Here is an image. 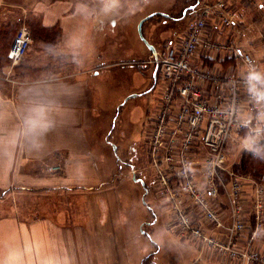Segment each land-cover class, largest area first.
<instances>
[{
	"label": "crops",
	"instance_id": "0c3cea01",
	"mask_svg": "<svg viewBox=\"0 0 264 264\" xmlns=\"http://www.w3.org/2000/svg\"><path fill=\"white\" fill-rule=\"evenodd\" d=\"M30 16L46 28L57 27L60 36L52 50L32 40L21 62L1 66L0 191L57 188L74 201L59 208L69 209L68 215L53 210L25 217L16 202L0 198V264H131V254L132 264H143L140 250L129 252L131 233L110 200V188L95 186L106 110L98 100L99 66L88 60L112 15L98 11L93 0H0V29L26 25ZM84 184L89 189H73ZM69 185L73 190L67 191Z\"/></svg>",
	"mask_w": 264,
	"mask_h": 264
},
{
	"label": "built area",
	"instance_id": "2783aa9c",
	"mask_svg": "<svg viewBox=\"0 0 264 264\" xmlns=\"http://www.w3.org/2000/svg\"><path fill=\"white\" fill-rule=\"evenodd\" d=\"M261 3L195 0L183 32L151 58L160 88L143 132L149 178L178 237L224 264H264V182L236 172L228 148L264 141V68L236 40L247 30L242 9ZM256 39L264 61V28ZM30 44L21 24L11 66Z\"/></svg>",
	"mask_w": 264,
	"mask_h": 264
},
{
	"label": "rangeland",
	"instance_id": "374dc122",
	"mask_svg": "<svg viewBox=\"0 0 264 264\" xmlns=\"http://www.w3.org/2000/svg\"><path fill=\"white\" fill-rule=\"evenodd\" d=\"M194 1L93 0L98 11L108 9L112 15L106 20L108 31L98 35V49L88 60V63L99 66L98 72L103 79L99 82V89L96 88L98 100L104 103L106 110V129L100 128L103 141H100L96 151L100 176L95 186L100 190L110 188L106 190L110 200L117 204L124 227L131 233L129 252L140 250L144 256L143 264H187L197 255L195 246L181 240L177 228L169 223V205L155 192L149 172L145 177V188L141 181L133 178L134 169L140 170L143 166L138 161L145 159L147 154L143 132L153 113L160 88V83L151 86L153 64L144 62L150 56V50L138 35V22L147 14L157 12L143 22L142 32L149 43L159 50L164 40L177 38L183 32ZM242 13L247 30L239 34L237 43L242 51L250 52L264 68L259 47L254 46L258 29L264 28V7L243 8ZM26 25L31 30L27 22ZM16 29L18 27L13 34ZM98 118L101 122L104 116ZM240 142L228 147L230 159H238L244 148V141ZM103 163L107 164L108 171L103 170ZM85 184L73 189L81 191L80 186ZM72 187L74 185H69L67 191L73 190ZM83 188L89 189V185ZM65 194L57 188L17 186L2 189L0 198L7 197L6 202H16L21 216H43L53 213V210L58 216L64 213L68 215L69 209L62 210L63 205L74 201ZM197 263L223 264L206 257L200 258Z\"/></svg>",
	"mask_w": 264,
	"mask_h": 264
},
{
	"label": "trees",
	"instance_id": "16d2710c",
	"mask_svg": "<svg viewBox=\"0 0 264 264\" xmlns=\"http://www.w3.org/2000/svg\"><path fill=\"white\" fill-rule=\"evenodd\" d=\"M27 23L31 27L30 31L33 41L41 42L46 48L51 50L55 47L60 36L57 27L46 28L41 25L37 17L33 16L27 19ZM19 25H5L0 29V73L3 63L9 62L6 57L7 45L15 34H13L14 29L19 27ZM238 160L239 161L233 165L236 172L243 175H250L258 181L264 182V141L251 142L248 147L240 151Z\"/></svg>",
	"mask_w": 264,
	"mask_h": 264
},
{
	"label": "flooded vegetation",
	"instance_id": "af4514ba",
	"mask_svg": "<svg viewBox=\"0 0 264 264\" xmlns=\"http://www.w3.org/2000/svg\"><path fill=\"white\" fill-rule=\"evenodd\" d=\"M168 17H170V16H168ZM172 18V17H171ZM155 47V46H154ZM149 49V48H148ZM150 50V49H149ZM155 50H156V53H157V49L155 48ZM154 55L152 54V51L150 50V56L149 57H147L146 58V60H144V62H146V63H152L153 64V68H152V70H151V74H150V82H151V86H153L154 84H155V80H156V77H157V73L155 72V76H154V74H153V72H154V69H155V62L154 61H152L151 60V58L153 57ZM146 157H145V159H140L138 162L139 163H143V166L141 167V169L140 170H136V169H134V171H133V177L136 179V180H139V181H141V183L144 185V188L145 187H147L146 186V182H145V177H147V175H148V169H147V164H146ZM136 172H138V174L136 173ZM147 190V189H146Z\"/></svg>",
	"mask_w": 264,
	"mask_h": 264
},
{
	"label": "water",
	"instance_id": "95a60500",
	"mask_svg": "<svg viewBox=\"0 0 264 264\" xmlns=\"http://www.w3.org/2000/svg\"><path fill=\"white\" fill-rule=\"evenodd\" d=\"M157 12H151L149 14H147L146 16H144L142 19H140V21L138 22V35L140 36V38L144 41V43L147 45V47L152 51V54L155 56L156 55V50L153 44L149 43V41L146 39V37L144 36L143 32H142V24L144 21H146L147 19H149L150 17H152L154 14H156ZM163 15H165L166 13H162ZM167 15V14H166ZM155 72H156V67L154 69V76H155ZM134 178V177H133ZM135 179V178H134Z\"/></svg>",
	"mask_w": 264,
	"mask_h": 264
}]
</instances>
